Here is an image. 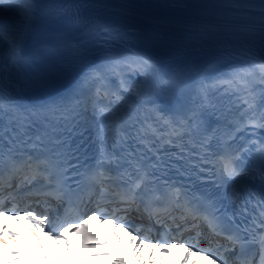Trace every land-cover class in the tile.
I'll return each mask as SVG.
<instances>
[{"label": "snow or ice", "instance_id": "6c2138e0", "mask_svg": "<svg viewBox=\"0 0 264 264\" xmlns=\"http://www.w3.org/2000/svg\"><path fill=\"white\" fill-rule=\"evenodd\" d=\"M6 7L9 10L19 7L22 19L19 26L11 28H6L0 21V53L6 47L13 62L19 63L24 60L25 43L42 5L39 0H0V17ZM260 7V40L264 47V4ZM136 66L145 72L155 68L149 59L143 57L113 58L108 71L119 76L125 69L136 70ZM104 79L103 74L94 73L89 83ZM257 80L261 86L259 103L253 90ZM222 86L224 94L230 98L228 103L239 110L227 139L201 134L199 116L204 109L214 108L206 87L201 88L200 104L192 115L179 121L159 117L163 120L161 126L146 120L137 128L127 123L120 108L118 90L109 91L103 83L90 96L74 102H46L31 106L6 104L0 83V183L7 168L10 179L16 177L19 180L17 190L43 180L41 188L50 189L43 193L45 196L62 201L66 193H81L77 200L85 210L99 189L93 214L105 215L107 209L101 205H114L111 214L116 221L115 226H125V230L132 227L131 223L126 216H117L116 213L140 212L143 205V211L149 218L156 215V223L162 224L163 221L151 208L154 202L164 201V212L178 232L182 227L184 231L196 232L195 236L178 245L181 248L185 244L191 245L189 254L195 248L201 255L207 253L213 264H264V197L259 205V216L252 220L255 226L240 228L236 225L232 228L238 211H246L240 207L237 184L251 173L246 168L255 144L241 148L233 146L232 142L237 134L246 133L248 126L254 130L264 129V62L235 73L230 80L223 81ZM232 110V107L228 108V111ZM89 113L95 118L97 156L94 164L85 166L88 157L87 146L82 147L84 139L75 144L73 141L76 137H85ZM9 132L11 138L5 145L3 139ZM257 150L261 177L264 178V134H261ZM72 183H75V189ZM198 184L225 188L226 198L232 206L231 215L221 199L210 190L190 195L189 190ZM67 200L71 205L70 195ZM174 209L180 210L179 216L172 215ZM27 214L39 226L44 225V220L36 221L31 212ZM79 218L82 221V216ZM189 224L191 227H186ZM164 226L167 231L158 239L157 246L167 247L170 243L167 233L171 228ZM69 227L85 229V223L69 222ZM204 229H207V236ZM134 231L140 232L142 228L137 226ZM201 238L207 240L209 247L200 246ZM55 239L63 237L57 234ZM146 240L150 242L149 237L142 236L138 242ZM192 240H196V244H192Z\"/></svg>", "mask_w": 264, "mask_h": 264}, {"label": "bare ground", "instance_id": "6f19581e", "mask_svg": "<svg viewBox=\"0 0 264 264\" xmlns=\"http://www.w3.org/2000/svg\"><path fill=\"white\" fill-rule=\"evenodd\" d=\"M43 0H39V3L42 4ZM198 4L200 5H206L205 3H201L198 2ZM209 5L217 8V9H222V10H235L238 12H256V13H261V9H255L252 7H241L238 5H224V4H219V3H209ZM238 12H233V15H240ZM151 15H155L152 13H149ZM22 19V18H21ZM21 19L19 17H17L14 13L12 14H8L6 15V21L5 24L6 26H8L9 28L13 27V26H19ZM168 19H172V18H168ZM8 57V53H7V48L5 47L4 51L2 53H0V64L6 66L9 62L11 58H7ZM246 67H237L235 69H233L234 73H237L243 69H245ZM4 186L5 183H2ZM4 187H0V190H2ZM20 194L18 192L15 193H8L6 194V199L8 198H20ZM10 211V210H9ZM0 215H4L5 216V221L3 223L0 222V237L9 241V242H13V243H20L22 241V237L28 232L27 231V227L28 225L25 224L24 221H22V219L19 217V215L17 216L14 212H9L8 213V208H2L0 209ZM175 215L179 216L180 213H176ZM10 220L11 222V226H7L6 221ZM177 223H180V221L178 220ZM168 225L171 230H175L176 225L171 223L170 218L163 220L162 224H159L158 226H155L158 232V236L155 239V243L153 242H149V244L146 243H132L131 247L133 249H135V251L137 252V254L142 257L143 261L146 264H166V260L164 259V256L166 254L165 250H164V246H157V241L158 238L162 236V233L165 232L166 233V228L164 225ZM186 227L190 228L191 225H187ZM30 228L35 229L37 231L38 234H40L41 236H44L43 233V227L37 225V224H30ZM173 230V231H174ZM172 231V232H173ZM181 232H191L190 235H187L189 237H192L194 235H196L195 231H184V228L182 227ZM205 232V229H204ZM170 232H168L167 234H169ZM137 234H141V233H137ZM176 234V233H175ZM48 235H51V233L49 232ZM178 235V234H176ZM205 235L207 236L208 233L205 232Z\"/></svg>", "mask_w": 264, "mask_h": 264}]
</instances>
